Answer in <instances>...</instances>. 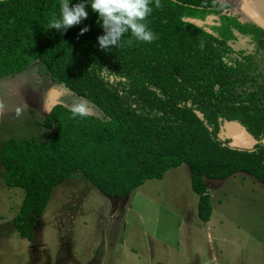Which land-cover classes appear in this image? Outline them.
<instances>
[{
	"label": "trees",
	"instance_id": "1",
	"mask_svg": "<svg viewBox=\"0 0 264 264\" xmlns=\"http://www.w3.org/2000/svg\"><path fill=\"white\" fill-rule=\"evenodd\" d=\"M58 5L0 0V78L38 61L100 113L73 117L71 108L55 104L39 122L52 130L48 140L1 142L4 183L24 191L14 218L21 237L33 241L53 188L73 173L123 199L185 164L204 222L212 212L205 179L243 172L264 185V31L225 0H160L146 17L156 37L151 43L125 34L118 47L101 52L91 11L64 33L47 29ZM83 24L90 31L78 37ZM244 37L254 42L249 53L232 46ZM225 121L239 123L257 141L253 148L222 139Z\"/></svg>",
	"mask_w": 264,
	"mask_h": 264
},
{
	"label": "rangeland",
	"instance_id": "2",
	"mask_svg": "<svg viewBox=\"0 0 264 264\" xmlns=\"http://www.w3.org/2000/svg\"><path fill=\"white\" fill-rule=\"evenodd\" d=\"M232 46L249 53L254 42L244 37ZM55 104L100 113L53 81L38 61L0 78V144L8 138L48 140L52 130L39 122ZM227 124L241 132L238 124ZM225 130L221 138L231 134ZM4 175L0 166V264H264V185L246 173L205 179L212 207L206 222L197 218L198 196L185 164L123 199L103 195L73 173L53 188L33 241L14 227L24 191L7 187Z\"/></svg>",
	"mask_w": 264,
	"mask_h": 264
},
{
	"label": "clouds",
	"instance_id": "3",
	"mask_svg": "<svg viewBox=\"0 0 264 264\" xmlns=\"http://www.w3.org/2000/svg\"><path fill=\"white\" fill-rule=\"evenodd\" d=\"M153 7L159 8L160 0H59L58 15L49 20L47 29L64 33L73 26L81 25L91 11L95 13V23L101 29V34L96 36L95 47L101 52H108L120 45L125 34L141 43L154 40L155 34L146 23ZM89 31V25L83 24L77 36ZM70 111L73 117L84 115L80 106H74Z\"/></svg>",
	"mask_w": 264,
	"mask_h": 264
},
{
	"label": "water",
	"instance_id": "4",
	"mask_svg": "<svg viewBox=\"0 0 264 264\" xmlns=\"http://www.w3.org/2000/svg\"><path fill=\"white\" fill-rule=\"evenodd\" d=\"M228 2L237 12H239L246 20L253 23L256 27L264 31V0H225ZM227 122H233L238 124L236 129L241 131L240 133L236 134L230 130V126ZM223 125H225V131H231V134H228L226 139H229V145L231 147H235L238 149H252L253 146L257 143L247 132L246 130L237 122L234 121H225L221 128L222 130ZM237 126V125H236ZM243 131V133H242ZM220 136V134H219ZM225 139V138H222ZM264 143V137L261 140Z\"/></svg>",
	"mask_w": 264,
	"mask_h": 264
},
{
	"label": "crops",
	"instance_id": "5",
	"mask_svg": "<svg viewBox=\"0 0 264 264\" xmlns=\"http://www.w3.org/2000/svg\"><path fill=\"white\" fill-rule=\"evenodd\" d=\"M49 203H50V197H49V200H48V202H47V205H46V207H45L43 213H42L39 217H41L42 215H44V213L47 211V208H48ZM70 209H71V207L69 208V210H70ZM50 220H51V218L49 217V218L46 219V222H50Z\"/></svg>",
	"mask_w": 264,
	"mask_h": 264
}]
</instances>
